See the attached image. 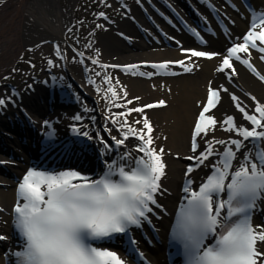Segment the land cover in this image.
<instances>
[{"label": "bare ground", "instance_id": "6f19581e", "mask_svg": "<svg viewBox=\"0 0 264 264\" xmlns=\"http://www.w3.org/2000/svg\"><path fill=\"white\" fill-rule=\"evenodd\" d=\"M133 1L134 4L125 6L123 10L118 8L112 1V4L117 6L115 7L121 15L114 16L107 22L102 21L100 25H103V27L93 29L88 35L86 39L87 43L81 52L83 56L80 55L81 58L78 60H71L67 64V67L71 70L72 68L79 67L81 60L92 61L93 59L97 60L99 65L109 66L108 68L110 69L100 70V75H95L96 78L92 84L96 86L99 82L103 81L104 85L115 89L116 96L112 98L113 101L110 104H108V96L105 94L106 102L104 101V107L100 109L103 113L105 106L112 111L111 115H114L116 111H119L125 105L127 106L125 109L128 111V109L157 103L160 100L166 102V107L146 108L144 113L132 112L130 115L123 116V121L118 123V127L115 122V129L119 131L118 128H120L121 134L118 133L116 135L115 131L105 130L111 134V138H117L119 135V139H121L122 134L127 131L126 127L121 128V124L125 120L129 124L128 120L134 119L135 126L136 121L139 120L141 121L138 124L140 127L133 126V128L143 129L142 121L144 116H147L153 128V146L157 150L159 148L165 150L162 155V160L165 164V175L160 180L161 192L157 193L155 197L157 204L162 207L150 205L153 208V212L147 214L148 224L143 221L140 227L133 226L129 232L131 239H134L136 242L134 244L137 248L136 253H139L140 256L138 260L134 259L133 261L129 258L130 255L135 256V254H128L123 244L120 245V250L109 248V245L113 243L112 241H106L104 242L105 244L102 243L101 245L117 252L125 261V264H165L168 255L167 248H165V237L174 214L175 206L184 195L180 192V184L184 179L191 180V190H198L205 178L210 174V171L207 170V165L211 160H217V156L213 155L202 166L197 168L196 172L194 171L195 173L185 175L184 168L188 165L186 164L187 159L185 157L196 155L190 148L192 131L200 110L199 105H201L207 95L209 82H212L211 86L214 88H219L223 85L229 91L228 93H221L216 108L212 109L208 115H213L217 121H223L227 116H233L238 126H247V123L242 113L235 107V103L232 101L229 93L239 97L243 105H247L248 109L252 110L255 108V102L250 97H255L257 101L264 104V84L257 76L255 77L247 71L248 67L246 65L236 61L234 58L232 59V63L237 75L231 77L229 80L227 72L220 73L216 71L224 55L227 54V49L235 43H242L243 36L248 33L246 30L247 14L241 9L240 3H237V0H233L231 5L228 3L223 4L220 0H193L195 7L199 6L203 9V17L207 21L209 18L208 11L206 10L208 4L215 7L227 23L224 32L218 31L212 23L210 25L207 23V26L203 27L200 24L199 29H201L199 31L178 6L180 0ZM249 2L257 10H264V0H249ZM57 5V0H6L0 3V79L6 74L7 68L13 63L15 57L28 41L34 44L47 40L57 41L59 49H61L63 54H72L76 49L63 38L62 32L67 27L68 20L66 19L67 16L64 17V14L60 12ZM174 13L186 24L189 31L197 36L196 38L184 33L179 27L177 19L172 17ZM66 14L68 15V12ZM160 15L165 17L167 23ZM146 16H149L154 24L165 34L167 37L166 43L161 39L159 33L155 31L152 24L145 22L144 17ZM259 30V28L255 29L257 32ZM225 34L228 35L227 39L225 38ZM38 37L41 38L35 41L34 38L37 39ZM156 39H159L160 43L158 40L156 43ZM197 43H199L198 46L196 45ZM257 44L259 45V41H257ZM260 46L264 47V45ZM43 48L46 47L43 46ZM184 49L206 51L217 53L218 55L211 60L196 57L188 60L189 54L185 53ZM76 52L80 53L77 50ZM239 55L242 58H249L248 54L245 53H240ZM262 55L264 54L250 50L251 64L261 75H264V63L260 60ZM179 60H184L192 68V71L184 72L182 67L175 64H170L166 70L153 69L150 66L153 63ZM132 64L138 67L131 72L123 67ZM111 65H118L119 67H111ZM111 69L118 71L113 72L114 70ZM90 70V67H88L87 72L91 74ZM132 72H135L136 75H133ZM149 72L153 73V75H140V73ZM172 73L177 74L172 75ZM105 76L110 78V85L104 82ZM70 79L72 78L70 77ZM43 87V84L38 82L33 92H29L27 88L23 87L19 90L21 92V99L17 103V106L21 105L27 109L32 114L33 119L37 121V124H34L35 126L30 123L29 127L32 130H39L42 120L49 123L53 119L44 107ZM81 94L84 96V91ZM109 94L112 95V93ZM0 97L13 98L8 89H5L3 86H0ZM137 97H139L138 100L136 99ZM55 100L59 104L62 102L67 104L63 100L61 102L57 97ZM128 100H131L132 103L128 104ZM69 103L70 101H68L67 106L69 112L60 114L63 126L66 128L76 123V125L82 127L79 133L90 131V128L85 127V125L83 128V121L84 123H88L91 120L88 108L82 102H78L73 107ZM117 104L121 105V107H114ZM17 106L14 108L7 107L6 109L0 108V130L13 122L28 123V119L22 116H17L20 120H14L13 114H18ZM98 108L100 107L98 106ZM80 112V116H84L85 118L77 121L75 117ZM93 115L96 119L100 117V114L93 113ZM100 127L93 130L97 134L95 137L108 141V138L100 134V131L102 132V128ZM144 131L146 132L147 130L145 129ZM33 134L32 132H28L26 135L30 143L33 142V139H39L37 136H33ZM230 136L234 139H240L235 133L221 130V125L218 124L215 131H209L206 137L202 134L198 138L199 150H204L205 140H213L214 138L215 140L226 141ZM17 138H13L12 136V138H9L10 140H6L14 148L15 152H6L0 146V151H3V153L0 152V163L2 165L7 164V166L3 167L5 168L4 174H0V209H3V211H0V235L6 237V239L0 240V264H13V253L17 251V247L14 244L15 237L12 231L14 227L12 207L17 203L15 193L17 192L18 183L29 170L28 166H31L29 158L26 156L27 153H24V150L21 148L22 144ZM139 142L141 143V141ZM44 143V141H41V144ZM140 143L128 139L123 146L117 149L118 153L116 151L112 156H107L106 160L110 162L117 159L120 154L129 150L133 151L134 156H140L142 153L134 151ZM55 145L56 142L54 141L47 147L43 148L41 146L39 151L40 157H38L43 166V169H40L41 171H60L58 169L60 168L59 164L44 158L45 152L51 151ZM85 145H77L70 139H66V146L72 149V157L69 156L68 158H71L72 161L78 160L76 162L82 164V167L79 164L76 167H73L75 165L62 167V164L67 163L66 160H59V162L64 170H75L84 176L97 179L99 177L98 174L106 171V162H102L103 154L101 153L97 158L99 160L96 168L97 174H94V171L87 172L85 167L87 160L83 159L82 156L84 155L81 150H89L90 155L92 153L97 154L101 147L100 141L87 139ZM37 148H40V146H37ZM93 148L96 151H93ZM216 148L219 152H223L224 150L221 145H216ZM242 157L243 152L239 154L237 160L234 162L235 165L239 164ZM92 158L95 159V157ZM64 170L62 169L61 171ZM116 178L114 177V179ZM263 199L257 201V207L252 212V225L254 228L258 225L264 226ZM152 235H155L157 240L150 239V243L145 242L144 239L150 238ZM113 240L115 242L117 240L116 237ZM116 243L118 244V242ZM257 246L260 251H264V244H258Z\"/></svg>", "mask_w": 264, "mask_h": 264}, {"label": "snow or ice", "instance_id": "6c2138e0", "mask_svg": "<svg viewBox=\"0 0 264 264\" xmlns=\"http://www.w3.org/2000/svg\"><path fill=\"white\" fill-rule=\"evenodd\" d=\"M98 15L103 17L104 13ZM256 28L260 29L259 32L255 31ZM242 39V43H235L227 49L216 71L227 72L229 80L237 75L232 63L234 58L264 82V75L250 62V49L264 53V47H260L264 45V13L259 14V23L253 21L250 24L248 33ZM183 51L189 54L188 60L193 57L211 60L218 55L206 51ZM240 53L248 54L249 58H242ZM57 54H60L58 49ZM79 55L83 56V53ZM261 60H264V55ZM91 63L95 65L99 62L93 59ZM170 64L179 65L184 72L192 71L184 60L153 63L150 66L166 70ZM123 67L131 72L138 66L132 64ZM132 74L136 75L135 72ZM140 75L152 76L153 73ZM104 82L111 84L107 76ZM211 83L207 89V100L200 105L201 110L192 131L191 150L196 155L185 157L195 161V165L189 166L185 175L191 173L194 167L203 165L213 155L217 156V161L198 190H191V180L186 181L183 199L187 203L177 212L174 239L182 246L184 264H264V251H260L257 246L264 244V226L254 228L251 223V214L257 207V201L264 198V104L250 97L255 102V108L249 110L239 97L229 93L235 107L251 124V128L238 126L233 116L217 121L208 113L216 108L221 93H228L229 90L223 85L214 88ZM107 91L113 97L116 96L111 86ZM10 99L0 97V107L5 106ZM127 103L131 104L132 101L128 100ZM166 106V102L160 100L114 115L127 116L132 112L144 113L146 108ZM75 119L80 120L81 117L76 116ZM142 123L143 129H136L125 120L121 128L126 127L127 131L122 134V138L112 137L117 149L125 144L130 135L136 137L141 143L134 151L142 155L134 156L133 151L129 150L117 159L106 161V171L98 179L75 170L27 171L18 183L17 203L13 208L14 227L24 240L22 249L13 253L17 258L16 264H125L117 252L94 246V243L111 239L115 234L128 235L131 227H140L148 219L147 214L153 212L150 205L162 207L157 204L155 197L161 192L160 180L165 175L162 160L165 150H157L153 146V128L147 116H144ZM218 124L221 130L235 133L240 139L230 136L226 141L214 138L205 140L204 150L200 151L198 138L215 131ZM78 134L92 139L87 132ZM100 143L103 144V155L112 151V145L103 139ZM216 145L223 146V152H219ZM241 152L243 157L235 165ZM221 193H226L227 199H222ZM4 239L6 237L0 235V240ZM209 239L214 242L206 243ZM131 243L136 242L132 240Z\"/></svg>", "mask_w": 264, "mask_h": 264}, {"label": "rangeland", "instance_id": "374dc122", "mask_svg": "<svg viewBox=\"0 0 264 264\" xmlns=\"http://www.w3.org/2000/svg\"><path fill=\"white\" fill-rule=\"evenodd\" d=\"M6 0H3V2ZM112 1H115V4L118 6L123 5V3L126 6H129L130 4H134L133 0H57V6L62 14H64V17L68 20L67 27L63 30L62 34L64 35V39L68 42L69 45H73L79 52L83 51V48L85 47L87 43V38L90 32L93 29L97 28V25H100L102 22L101 16H99V13H104V16L106 17V20H111L114 16H120L121 13L116 9V5L112 4ZM112 4V5H111ZM116 6V7H115ZM68 12V15L66 14ZM66 22V24H67ZM71 29V31H69ZM98 34V33H97ZM96 34V35H97ZM41 37H38L37 39L34 38L35 41L39 40ZM165 43L167 42L166 39L164 40ZM55 44H57L56 50H54L51 47L50 43L47 42H41L39 43H32L30 41L26 42V44L22 47V50L20 53L15 57L13 63L7 68L5 76L0 79V86H3L5 89L7 84L15 87V88H21L29 81H35L39 80V78H45V71H51V72H57L58 74H62L63 69L66 68V65L69 61H66V65L62 66L61 63V55L57 54V49L60 52L59 44L57 41ZM28 44V45H27ZM38 44V45H37ZM54 44V45H55ZM46 47V48H43ZM198 46V45H197ZM43 48V49H42ZM74 50V51H75ZM68 57H70V54H67ZM73 55H71L72 57ZM71 59V58H70ZM69 59V60H70ZM74 59V58H72ZM49 60L52 61L51 64H49ZM88 67L92 68L90 70L91 74L87 71H85V75H82V72H78V68L75 67L72 69L73 74L77 76V78L80 77L81 80H84L85 77H90L91 81L89 82V89L92 93L95 94V96L92 97L99 101L105 94L112 96L109 94L110 92L107 91L109 86H106L102 82H99L96 86H93V80L96 78V73H99L100 70H104L105 68H100L99 66H96L92 64L91 62H87ZM84 63H81V69H86V67L83 66ZM80 69V68H79ZM67 70V69H66ZM68 71V70H67ZM118 70H114L113 72H117ZM121 72V71H119ZM70 74V72H69ZM106 102V99H105ZM111 101L108 99V104H110ZM97 103V102H96ZM200 106V105H199ZM115 107V105H114ZM127 106L125 105L123 108H121L117 113L121 112H127V109H125ZM125 109V110H123ZM108 107L105 106L104 112L107 114ZM120 122L123 121V118H119ZM118 120V121H119ZM129 124L134 125V119L128 120ZM137 127H140L138 123H136ZM135 126V127H136ZM134 142H138L139 139H137L134 136L130 137ZM4 166H7V164L2 165L0 163V174H4L5 168Z\"/></svg>", "mask_w": 264, "mask_h": 264}]
</instances>
